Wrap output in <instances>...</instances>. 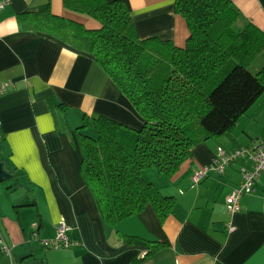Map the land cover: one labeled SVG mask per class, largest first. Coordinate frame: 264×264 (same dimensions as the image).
Listing matches in <instances>:
<instances>
[{
    "label": "crops",
    "instance_id": "0c3cea01",
    "mask_svg": "<svg viewBox=\"0 0 264 264\" xmlns=\"http://www.w3.org/2000/svg\"><path fill=\"white\" fill-rule=\"evenodd\" d=\"M122 1L138 39L184 46L188 31L174 0ZM229 1L239 12L237 26L248 22L264 33V0ZM46 4L55 16L97 28L88 16L66 9L63 0H9L0 12V84H11L0 96V160L14 175L11 183L0 184V233L11 248L10 258L0 252V264H264V173L232 216L224 201L241 180L239 163L191 183L218 148L264 141V92L231 131L195 145L171 177L143 172L174 199L164 220L147 206L108 227L80 175L76 128L84 116H104L134 130L142 119L91 55L19 19ZM60 222L68 227L71 245L48 249L43 242L55 238ZM120 235L164 247L146 255V247L127 245Z\"/></svg>",
    "mask_w": 264,
    "mask_h": 264
},
{
    "label": "trees",
    "instance_id": "16d2710c",
    "mask_svg": "<svg viewBox=\"0 0 264 264\" xmlns=\"http://www.w3.org/2000/svg\"><path fill=\"white\" fill-rule=\"evenodd\" d=\"M64 7L97 23L82 24L51 13L48 4L19 19L78 52L91 55L142 119L138 130L104 116L83 117L76 128L80 175L108 227L152 207L164 220L174 199L162 195L143 172L171 177L191 158V149L231 131L264 92V33L251 23L236 25L229 0H174L187 27L183 47L138 39L122 0H63ZM1 161V160H0ZM127 245L164 247L157 241L119 236Z\"/></svg>",
    "mask_w": 264,
    "mask_h": 264
},
{
    "label": "built area",
    "instance_id": "2783aa9c",
    "mask_svg": "<svg viewBox=\"0 0 264 264\" xmlns=\"http://www.w3.org/2000/svg\"><path fill=\"white\" fill-rule=\"evenodd\" d=\"M9 0H0V12L8 5ZM10 83L0 84V96L10 90ZM239 163V173L241 180L225 198V210L229 216L240 210L239 201L244 195H248L254 190L256 179L264 173V141L254 140L251 145L240 147L230 151L218 148L216 155L211 162L198 168L191 176L193 185L199 184L209 173L221 175L224 170L234 164ZM232 227L228 225L230 231ZM68 227L60 222L57 226L55 238L52 241H44L43 245L48 249H66L71 244L67 238ZM0 252L10 258L11 248L0 233Z\"/></svg>",
    "mask_w": 264,
    "mask_h": 264
},
{
    "label": "water",
    "instance_id": "95a60500",
    "mask_svg": "<svg viewBox=\"0 0 264 264\" xmlns=\"http://www.w3.org/2000/svg\"><path fill=\"white\" fill-rule=\"evenodd\" d=\"M14 177V175L6 169L4 163L0 161V183L10 180Z\"/></svg>",
    "mask_w": 264,
    "mask_h": 264
},
{
    "label": "rangeland",
    "instance_id": "374dc122",
    "mask_svg": "<svg viewBox=\"0 0 264 264\" xmlns=\"http://www.w3.org/2000/svg\"><path fill=\"white\" fill-rule=\"evenodd\" d=\"M263 64H264V51L260 55H258L256 57V59L254 60L253 64H251L252 68H250V69H254V68L258 67V66H262ZM11 181H13V180H11V179L10 180H6V181H4L2 183L3 184H9V183H11ZM2 183H0V184H2Z\"/></svg>",
    "mask_w": 264,
    "mask_h": 264
}]
</instances>
